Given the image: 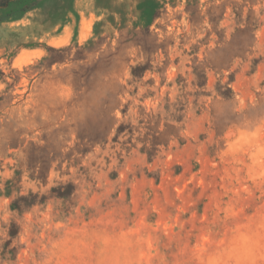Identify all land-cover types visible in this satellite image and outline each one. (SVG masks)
Masks as SVG:
<instances>
[{
  "label": "rangeland",
  "instance_id": "rangeland-1",
  "mask_svg": "<svg viewBox=\"0 0 264 264\" xmlns=\"http://www.w3.org/2000/svg\"><path fill=\"white\" fill-rule=\"evenodd\" d=\"M0 264H264V0L0 7Z\"/></svg>",
  "mask_w": 264,
  "mask_h": 264
},
{
  "label": "trees",
  "instance_id": "trees-1",
  "mask_svg": "<svg viewBox=\"0 0 264 264\" xmlns=\"http://www.w3.org/2000/svg\"><path fill=\"white\" fill-rule=\"evenodd\" d=\"M12 0H0V7L7 6Z\"/></svg>",
  "mask_w": 264,
  "mask_h": 264
},
{
  "label": "crops",
  "instance_id": "crops-1",
  "mask_svg": "<svg viewBox=\"0 0 264 264\" xmlns=\"http://www.w3.org/2000/svg\"><path fill=\"white\" fill-rule=\"evenodd\" d=\"M14 1H16V0H12V2H14ZM11 2V3H12ZM11 3H9L7 6H4V7H2V8H7Z\"/></svg>",
  "mask_w": 264,
  "mask_h": 264
}]
</instances>
